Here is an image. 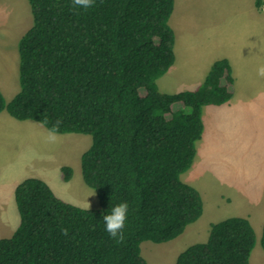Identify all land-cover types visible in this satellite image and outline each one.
I'll use <instances>...</instances> for the list:
<instances>
[{
    "label": "trees",
    "instance_id": "16d2710c",
    "mask_svg": "<svg viewBox=\"0 0 264 264\" xmlns=\"http://www.w3.org/2000/svg\"><path fill=\"white\" fill-rule=\"evenodd\" d=\"M28 1L34 23L18 45L21 89L9 102L0 90V114L92 136L81 169L100 207H74L43 179L25 178L14 192L20 223L0 239V264H148L145 241H172L203 216L202 193L182 175L198 154L204 108L234 96L231 63L217 60L194 90L163 93L158 80L176 61L175 0H95L87 10ZM255 4L262 10L264 0ZM61 172L72 180L71 166ZM120 203L129 208L123 242L102 220ZM256 241L248 218L229 217L176 264H250Z\"/></svg>",
    "mask_w": 264,
    "mask_h": 264
},
{
    "label": "rangeland",
    "instance_id": "374dc122",
    "mask_svg": "<svg viewBox=\"0 0 264 264\" xmlns=\"http://www.w3.org/2000/svg\"><path fill=\"white\" fill-rule=\"evenodd\" d=\"M225 1L186 0L185 5L180 4V11L174 18L179 28L189 25L195 36L203 41L238 38V44L229 45L228 50L229 54L234 50L245 67L241 79L244 88L238 86L236 96L229 102L242 104L234 105L230 112L224 106H217L216 110L225 113H218L208 121V115H204L207 133L202 139L206 145L197 143V157L192 167L182 175L184 182L203 195L206 215L203 213L202 223L207 235L195 237L192 234L195 226L190 225L172 241L160 244L145 241L142 254L148 264H176L181 252L208 239L211 222L227 216L243 217L248 210L257 237L250 264H264L261 244L264 227V79L256 75L257 66L264 64V17L260 22L255 19L257 23H251L248 17L250 10L244 11L245 3L240 2L239 23L235 18L233 21L232 8L224 7ZM33 23L28 0H0V87L6 101L21 89L18 45ZM201 25L203 27L199 28ZM247 71H251L250 85ZM8 73L11 76L9 80ZM7 117L12 122L0 118V239L11 237L20 223L14 192L27 177L42 178L57 196L67 202L73 204L88 200L90 208L100 207L97 192L84 182L81 169V157L90 147L92 136L60 134V141L53 146L45 143L39 135L41 133L36 134L35 129L24 128L22 125L26 121H18L8 113ZM31 122L47 132L42 124ZM65 165L71 166L74 171L69 182L63 180L61 172V167ZM228 194L234 205L226 202L230 198ZM216 202L222 203L221 211L218 216H213ZM243 202L245 205H241Z\"/></svg>",
    "mask_w": 264,
    "mask_h": 264
},
{
    "label": "crops",
    "instance_id": "0c3cea01",
    "mask_svg": "<svg viewBox=\"0 0 264 264\" xmlns=\"http://www.w3.org/2000/svg\"><path fill=\"white\" fill-rule=\"evenodd\" d=\"M240 2L245 3L244 11H246V9L250 10V16L248 17H249V21H252L251 23L253 22L255 23L256 20L260 22V19L264 17V7L262 10L261 9L259 10L255 4L256 0H226L225 1L226 6L224 7L232 8L233 21L236 19V21L239 23L237 16H239L240 18V12H241ZM185 3H186V0H175L174 14L172 18V27H174L173 30L176 36V40H175L176 61H175V64L171 67V69L167 72V74L165 76H162L158 80V86H159L160 91L163 93H167V94H175V93L182 92V91L194 90L198 88L205 81L212 65L217 60L228 59L231 63L232 70H233V76L235 79V93L232 98L234 99L237 93L238 86L240 87V89L244 88V84L241 79H242V76H244L245 67L241 63V61L238 60L239 57L237 54H235L236 52L234 50H232L231 54H229L230 52L228 50V46L231 45V47H233L235 44H238V38L232 37L231 40L221 39L218 41L217 40L203 41L198 36H195L194 30L190 28L189 25L186 28L184 27L179 28L177 26V23H174L175 22L174 18L177 16L178 12L180 11V7H181L180 4L185 5ZM244 13L246 14V12ZM179 16L176 18L177 21H178ZM201 27L203 26L202 25L199 26V28ZM247 73H248V79H249V85H250L251 71H247ZM6 76H7V80H9L11 77L9 73ZM0 90L3 93V89L1 87H0ZM15 96H13V98ZM13 98H10V100H8L7 102L11 101ZM240 104L242 103H227L222 106L228 108V110L226 109V111L230 112L231 110H233L232 107L234 105H240ZM216 107L217 106H206L204 108L203 117L204 115L205 117L208 115L207 121L208 119H214L218 113H223V114L225 113L224 111L219 112V110L215 109ZM0 116H1L0 118H4L8 120L9 122H12L10 121V118L7 117L6 112L1 113ZM203 121H204V118H203ZM22 126H24V128L29 129L30 131L35 129V131H37V133L36 132L35 133L36 134L41 133L39 135H41L43 138L46 135V131L41 129L40 126L36 125L35 122L26 121L24 122ZM204 126H205V123H204ZM206 133H207V130L204 131L203 135L205 136ZM201 140L199 141L200 144L205 146L206 144L204 143V139H201ZM52 145L56 146L57 144H52ZM227 196L230 197L229 194ZM223 199L225 200V198ZM232 200H233L232 197L226 200L228 205H234L233 204L234 202ZM241 205H245V202L241 203ZM221 206H222L221 202H216L214 204V211H212V213L214 214L213 216H218V213L221 211L220 210ZM245 213L246 215L243 217H246L250 220L251 212L248 210V211H245ZM204 214L197 222L191 224L195 226L193 227V230H192V234H194L195 237L201 238V237H206L207 235L206 227L202 223V218H204ZM262 215H263L262 222L264 224V209H263ZM235 216H238V215H235ZM227 218L229 217L227 216L223 220ZM220 221L222 220L211 222L210 229H211L212 224L220 222ZM208 231L209 232H208L207 237H209V233H210L209 229Z\"/></svg>",
    "mask_w": 264,
    "mask_h": 264
},
{
    "label": "clouds",
    "instance_id": "9594fccd",
    "mask_svg": "<svg viewBox=\"0 0 264 264\" xmlns=\"http://www.w3.org/2000/svg\"><path fill=\"white\" fill-rule=\"evenodd\" d=\"M72 6L74 9L87 10L95 6V0H72ZM256 75L264 79V64L257 66ZM42 123H46V121ZM60 124L61 121H57L54 126L47 130L44 136L45 143L57 144L60 141ZM93 195H95V193ZM73 206L85 210H89L91 207L88 200L85 202H73ZM128 210L127 203H120L111 209L110 214L104 215L102 218L105 224V230L111 238L116 239L118 242H123L124 239L123 229L128 217ZM62 234L67 236L68 230H62Z\"/></svg>",
    "mask_w": 264,
    "mask_h": 264
}]
</instances>
